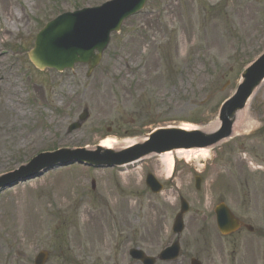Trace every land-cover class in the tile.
I'll return each instance as SVG.
<instances>
[{"label": "rangeland", "instance_id": "374dc122", "mask_svg": "<svg viewBox=\"0 0 264 264\" xmlns=\"http://www.w3.org/2000/svg\"><path fill=\"white\" fill-rule=\"evenodd\" d=\"M105 1L0 0V77L9 84L4 90L0 85V174L43 151L83 148L80 155H88L104 137L122 142L156 127L205 125L217 119L244 67L264 51V0H147L111 34L89 75L84 63L62 72L39 71L30 64L26 52L39 27L64 11ZM6 28L10 33L3 35ZM83 109L80 127L68 131ZM263 123L261 84L245 109L246 129L239 134L255 133ZM59 135L71 143H60ZM236 139L190 155L187 162L184 154H176L168 176L153 155L127 166L125 178L117 167L72 162L4 188L0 264H32L41 249L49 252L45 264H112L116 242L129 238L155 255L174 240L177 192L193 194L194 175L204 173L207 191L200 210L205 211L216 179L223 183L225 151ZM146 171L164 183L160 194L146 188ZM194 234L189 226L182 235L186 258L181 253L176 261L157 264H189ZM212 242V250L219 252L220 239L213 235ZM196 247L206 257L203 243Z\"/></svg>", "mask_w": 264, "mask_h": 264}, {"label": "water", "instance_id": "95a60500", "mask_svg": "<svg viewBox=\"0 0 264 264\" xmlns=\"http://www.w3.org/2000/svg\"><path fill=\"white\" fill-rule=\"evenodd\" d=\"M146 0H108L98 6L84 7L73 12H63L48 21L36 34L34 46L28 52L30 62L38 70L54 69L62 71L71 69L76 63L87 65V74L99 64L102 53L106 49L111 32H118L122 22L141 10ZM264 78V52L257 57L241 73V81L234 93L226 99L218 113V126L210 131L184 130L178 127L157 128L147 135L140 143L121 150L103 149L97 146L95 153L84 154V149L56 150L39 154L26 165L0 175V190L11 187L20 181L33 178L54 165L67 164L71 161L92 165H122L145 156L160 154L176 149L204 148L217 144L227 138L232 131L236 114L242 110ZM86 118L85 109L77 121L68 126V131L78 128ZM102 151L103 155L97 153ZM66 153L79 154L69 159H63ZM196 187L199 178L196 177ZM146 185L158 192L161 184L148 173ZM92 187L94 183L92 182ZM186 206L181 207L172 225V230L179 233L182 230L181 215ZM220 231L225 232V221L219 222ZM178 254L177 240L165 248L159 255L160 259H174ZM131 256L143 264H153L154 259L146 257L138 249L131 251ZM46 252H40L35 264H43ZM192 264L197 262L192 261Z\"/></svg>", "mask_w": 264, "mask_h": 264}, {"label": "flooded vegetation", "instance_id": "af4514ba", "mask_svg": "<svg viewBox=\"0 0 264 264\" xmlns=\"http://www.w3.org/2000/svg\"><path fill=\"white\" fill-rule=\"evenodd\" d=\"M256 144H259L260 148H257ZM224 160L223 183L216 179L209 190L210 197L205 211L200 210V207L205 203L207 188L193 187L191 195L177 192L178 209L182 197L189 206L183 215L184 228L179 238L180 248L185 243L182 235L189 226H193L195 244L193 253L188 257L189 264L193 257L201 264H215V258L218 264H263L264 171L261 165H264V123L255 133L242 135L232 142L225 151ZM203 176L204 173L201 174L202 183L205 179ZM218 214L223 215L230 225L237 229L226 235L220 234L216 228ZM213 235L220 239L221 246H217V253L212 250ZM200 242L203 243L206 257L200 256L196 251V243ZM134 244L131 238L117 241L112 264L139 263L129 257V250L135 247ZM224 253L225 257H222ZM186 257L184 254L183 258Z\"/></svg>", "mask_w": 264, "mask_h": 264}, {"label": "bare ground", "instance_id": "6f19581e", "mask_svg": "<svg viewBox=\"0 0 264 264\" xmlns=\"http://www.w3.org/2000/svg\"><path fill=\"white\" fill-rule=\"evenodd\" d=\"M9 4V3H8ZM3 5H5V3L3 2ZM9 18L10 17V13L8 12L7 13ZM19 16L18 15H15L14 17V21L18 22L19 21ZM1 33L3 35H8L10 32H9V29H2L1 30ZM262 84H264V78L262 80ZM0 85L3 87V90L6 89L7 87H9V84L5 81V78L4 77H0ZM11 97H8V100L10 99ZM219 124V121L218 119H215L213 121H210L209 123L205 124V125H201V126H198V127H193V126H180L181 129H184V130H189V129H199L203 132H210L212 130H214ZM244 129H246V124H245V109L237 112L236 114V120L234 122V125H233V132L234 133H239V132H242ZM60 143H71V139H68L66 136L63 137V136H60L59 135V138L57 139ZM144 140V138H136V139H133V138H130L126 141H122V142H117L115 139H112V138H109V137H104L102 138L97 146H99L100 148H103V149H110V150H114V151H117V150H120V149H124V148H127L135 143H139V142H142ZM89 147V146H88ZM209 148H200V149H188V150H184V149H179V150H175V151H172V152H166V153H162L160 155H158L159 157V162L160 164L162 165V169L165 173V175H170L171 173V170L173 168V165L175 163V156L176 154H184L185 157H184V160L187 162L189 161V157L190 155H193V154H206L207 151H208ZM135 163V162H134ZM133 163H128V164H124V165H120L117 167L120 175L125 178V168L129 165H132Z\"/></svg>", "mask_w": 264, "mask_h": 264}]
</instances>
